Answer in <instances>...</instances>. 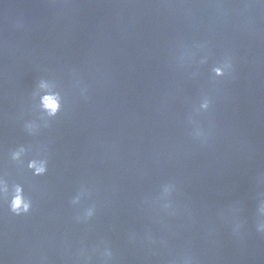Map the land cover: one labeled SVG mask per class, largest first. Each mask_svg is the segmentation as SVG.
Listing matches in <instances>:
<instances>
[{"label": "water", "instance_id": "1", "mask_svg": "<svg viewBox=\"0 0 264 264\" xmlns=\"http://www.w3.org/2000/svg\"><path fill=\"white\" fill-rule=\"evenodd\" d=\"M0 264H264V0H0Z\"/></svg>", "mask_w": 264, "mask_h": 264}, {"label": "clouds", "instance_id": "2", "mask_svg": "<svg viewBox=\"0 0 264 264\" xmlns=\"http://www.w3.org/2000/svg\"><path fill=\"white\" fill-rule=\"evenodd\" d=\"M44 103H45V107L48 108V109H51V110H55L56 108V104L52 101L51 98L49 97H45L44 98ZM38 171H42V169H38ZM20 205V198L17 197L14 201H13V209L15 210L17 207H19ZM25 207H27L25 205Z\"/></svg>", "mask_w": 264, "mask_h": 264}]
</instances>
